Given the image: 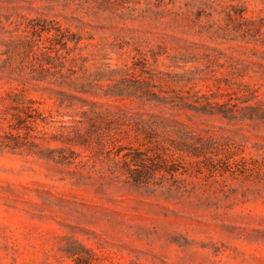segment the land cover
I'll return each mask as SVG.
<instances>
[{
	"label": "rangeland",
	"instance_id": "1",
	"mask_svg": "<svg viewBox=\"0 0 264 264\" xmlns=\"http://www.w3.org/2000/svg\"><path fill=\"white\" fill-rule=\"evenodd\" d=\"M122 79L156 97L106 96ZM22 84L38 125L0 150V264H264V0H0V110ZM197 91L228 105L197 112ZM120 109L152 127L109 129ZM149 136L180 150L132 184L118 160Z\"/></svg>",
	"mask_w": 264,
	"mask_h": 264
},
{
	"label": "trees",
	"instance_id": "2",
	"mask_svg": "<svg viewBox=\"0 0 264 264\" xmlns=\"http://www.w3.org/2000/svg\"><path fill=\"white\" fill-rule=\"evenodd\" d=\"M53 25H56V27H53ZM27 31H30L34 36H38L40 42L43 40V35L46 34V40L48 42L52 40L51 36H54L57 45H61L62 48L67 49L68 44L73 43L74 47L72 48V52L77 50L82 51V47L80 46L82 39L74 34H72L71 38L66 37L63 29L59 26L57 27V23L53 21L48 22L47 20L33 19L29 21ZM38 48L40 51L46 53L49 59L60 56V49L56 47H49L47 45L42 47L39 45ZM47 49L48 51H46ZM53 53H55L54 56L52 55ZM82 59L83 57L80 53V56L73 57L71 62L74 63V66H77ZM142 59L146 62L148 61L145 56H142ZM80 67L83 69L84 66ZM109 72L114 74L117 70H110ZM109 79L113 80V78ZM221 80L222 79L219 78L218 82L220 83ZM132 82L134 81L122 79L117 85H113V87L110 88L106 96L121 99L135 98L139 100H142L144 97H156V94L151 89L144 87L148 86L147 82H140L137 80V82H139L138 87H135ZM22 85L24 87L14 88L6 98L1 97L4 109L0 110V120L7 121L10 118V124L8 126L10 130L8 131L4 125L0 127V150L7 149L15 151L16 149H28L29 144L25 142V140H27L28 135L32 137L30 131H35L36 129L33 126L38 125V119L36 118V101L28 97L25 84ZM83 91L87 93L85 90ZM222 95L223 93L221 92L202 94L200 91H197L182 98L187 103L186 105H190L197 112L215 114L216 112H214V109L216 107L228 105L227 103H220L217 101V98ZM253 111L258 113L260 109L258 107H253ZM109 116L112 118V120L107 123L109 129H111V125H115L118 130L123 133H129L134 129L137 133L141 134V132L147 131L149 126L152 127L148 122L145 123V120L135 119L129 114L128 110L120 109L118 112L110 113ZM31 123L33 124L32 127L30 125ZM23 129L30 130L28 135H26L27 137L21 134ZM152 138V136L148 137V143L151 146H148L149 148L147 149L148 151L154 152L152 157L146 155V152L135 151L124 154L118 160V164L121 165L119 171L132 184L144 183L145 180L150 177L151 172H168L170 161L168 158L169 153L172 152V150H180V146H167L158 140H152ZM120 141V139L117 140L118 143H120ZM113 144L115 146L117 145L115 142ZM120 149L124 148L120 146ZM117 156H120V154Z\"/></svg>",
	"mask_w": 264,
	"mask_h": 264
}]
</instances>
